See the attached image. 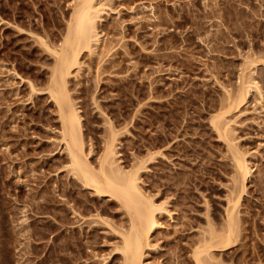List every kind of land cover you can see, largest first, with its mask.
Returning a JSON list of instances; mask_svg holds the SVG:
<instances>
[{"label":"rangeland","instance_id":"1","mask_svg":"<svg viewBox=\"0 0 264 264\" xmlns=\"http://www.w3.org/2000/svg\"><path fill=\"white\" fill-rule=\"evenodd\" d=\"M97 4L99 44L67 88L92 166L112 147L164 209L144 264H264V100L236 98L250 75L264 95V0ZM73 5L0 0V264L124 261L128 211L74 172L47 91Z\"/></svg>","mask_w":264,"mask_h":264},{"label":"bare ground","instance_id":"2","mask_svg":"<svg viewBox=\"0 0 264 264\" xmlns=\"http://www.w3.org/2000/svg\"><path fill=\"white\" fill-rule=\"evenodd\" d=\"M73 2L65 40L57 49L52 50L56 63L47 91L58 107L62 123L61 140L65 145L74 172L86 185L94 188L100 195L120 201L128 211L129 227L119 233L122 240L119 251L123 254V264H144L146 253L152 248V236L160 226L158 216L164 209L160 208L161 206L158 207L142 191L139 185L138 169L137 172L135 171L136 173L128 174L113 168L114 162L111 160L115 154L112 147H110L107 157L102 159L98 169L92 166L85 153L80 111L68 91L67 79L72 74V68L80 65L81 54L84 51L92 53L94 46L99 44L97 25L103 20L105 5L97 4V0H73ZM249 64L252 65L254 62ZM240 81L241 89L236 98L246 99L255 92L261 99L260 102H263L262 90L251 75L249 78L242 77ZM232 123L233 121L228 120L224 122L223 126L226 131L231 130ZM234 158L241 174L242 183H240L245 190L247 181L253 172L252 164L240 152H236ZM236 206L237 204L234 205V207ZM230 225L229 235L221 238L220 244L223 243L227 246L231 244V235L234 230L232 231L233 223ZM203 254L204 252H199L200 257Z\"/></svg>","mask_w":264,"mask_h":264}]
</instances>
